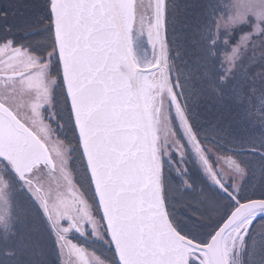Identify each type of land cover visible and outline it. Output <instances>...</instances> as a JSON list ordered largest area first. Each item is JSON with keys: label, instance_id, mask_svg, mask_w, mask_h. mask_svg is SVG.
<instances>
[{"label": "snow or ice", "instance_id": "6c2138e0", "mask_svg": "<svg viewBox=\"0 0 264 264\" xmlns=\"http://www.w3.org/2000/svg\"><path fill=\"white\" fill-rule=\"evenodd\" d=\"M47 6L52 38L45 55L14 46L11 38L0 40V168H10L36 201L54 233L61 264H104L92 254L84 261L86 251L69 238L74 231L83 235L85 224L94 236L108 237L118 264H243L245 238L255 218L264 215V198L241 199L249 171L231 154L237 149L225 144L230 126L220 128L200 109L206 102L222 103V88L238 68L247 73L264 58V0H230L210 30H198L199 40L191 41L199 45L198 54L182 60L183 67L172 58L168 0H48ZM6 21L7 13H0V29L11 32ZM133 32L147 37V63L133 54ZM245 57L248 63L242 64ZM53 63L64 82L69 120L101 221L73 180L69 162L76 145L62 139L50 122L57 119L51 111L57 83L50 75ZM247 79V92L227 99L239 109L236 123L264 129V61ZM173 118L209 181L232 202L206 242L170 219L162 160L172 153L181 160L186 155ZM220 145L227 151L218 150ZM246 150L264 157V148ZM183 186L192 187L187 179ZM7 188L0 177L4 204ZM0 227L9 228L2 216ZM259 232L264 234V223Z\"/></svg>", "mask_w": 264, "mask_h": 264}, {"label": "rangeland", "instance_id": "374dc122", "mask_svg": "<svg viewBox=\"0 0 264 264\" xmlns=\"http://www.w3.org/2000/svg\"><path fill=\"white\" fill-rule=\"evenodd\" d=\"M229 2L230 0H168V37L170 46L173 49L172 58L176 60L179 67H183L182 60L188 59L191 61L198 54L196 49L199 45L191 43L193 40H199L198 30L204 28L210 30L214 25L215 17L225 11ZM47 5L48 0H0V13H7L6 23L12 28L11 32H5L0 29V40L6 37L18 40V42L30 45L35 54L45 55L52 38L49 27H46L50 22L46 11ZM174 21L179 23L176 24ZM28 33H31V35L22 39ZM209 39H211L210 32ZM177 51L182 53L179 58L175 57ZM262 61H264V58H258V62L252 68H249L247 73L238 68L237 72L234 73V78L230 79L228 84L222 88L225 96L224 101L220 104L206 102L200 109L202 112L207 111L214 120H218L220 128L223 129L230 126V132L225 144L237 149L235 150L237 158L242 161L249 172L252 171L255 174L256 182L254 187L251 185L244 186L247 180L246 177L241 184V199L245 200L248 198H264V172L261 171V169H264V158L259 156V153H251L246 150L248 147L264 148V129L259 125H252L248 122L236 123L235 120L239 109L227 97L233 96L235 92H247L248 87H250L247 77L261 67ZM247 63L248 57H245L242 64ZM50 72L58 74V68L55 63L50 68ZM55 109L62 112L60 117L64 118L65 123H68L67 112H65L68 108L61 89H57L53 95L51 111L54 112ZM46 111L49 113V109ZM54 113L57 116L58 113L56 111ZM253 119L258 124L260 120L259 114L257 113ZM51 121L55 123L56 120ZM53 128L56 129L57 134L62 139L75 145V139L72 141L67 138L64 135L65 130L63 128L61 129L56 123L55 125L53 124ZM160 129L161 136L164 139L167 138V132L166 134L164 133L166 131L164 127L161 126ZM200 130L201 127L198 125L197 131ZM221 148L223 151H227V148H224L223 145H221ZM70 155L69 167L73 174L74 183L79 187L86 202L89 204L93 217L101 221L98 208L96 204L95 206L93 205L91 185L84 170L85 165L78 144L72 149ZM169 162L168 156L162 160V163ZM182 168H184V165ZM175 179H178V177ZM187 179L192 185L190 189L177 182L175 183V194L168 192V202L172 200L174 203V205H170L174 207H172L171 217L173 222L179 225L182 232L201 242H206L215 225L220 222L231 208L232 202L219 192L216 193L212 190L209 192L196 176L190 175ZM6 182L8 188L5 192H15L11 183ZM25 200L26 198L23 195L16 194L15 196L12 195L5 205L0 202V216L8 221L15 217H20L21 220L24 216L28 218L29 215L34 213ZM14 227L15 229L9 227L7 231L0 227V264H61L58 248H55L51 236L44 234L46 232L44 228L34 225L22 229L16 222H14ZM85 228L86 231L83 235L75 231L70 234L72 242L80 247L83 246L86 251L84 261L87 260L89 262L91 254L94 255L93 253H96L111 263L114 262L110 250L106 247V243L99 244L96 241L95 238L98 237L93 235L88 224H85ZM22 230L25 231V235L18 233ZM13 245L15 256L7 255L6 253H12L10 249ZM248 259L250 264H264V235L260 237L259 241L251 244Z\"/></svg>", "mask_w": 264, "mask_h": 264}, {"label": "water", "instance_id": "95a60500", "mask_svg": "<svg viewBox=\"0 0 264 264\" xmlns=\"http://www.w3.org/2000/svg\"><path fill=\"white\" fill-rule=\"evenodd\" d=\"M133 36H132L133 42L135 43V49H136V53H137L138 57L142 61H145V62L149 61L151 58V49H150V45L148 43L146 35H142V34H139L137 32H134ZM131 43H132V38H131ZM132 49H133V43H132ZM133 54H134V52H133ZM93 188H94V186H93ZM262 216H264V215H258L255 218V220L262 217ZM116 257H117V255H116Z\"/></svg>", "mask_w": 264, "mask_h": 264}, {"label": "flooded vegetation", "instance_id": "af4514ba", "mask_svg": "<svg viewBox=\"0 0 264 264\" xmlns=\"http://www.w3.org/2000/svg\"><path fill=\"white\" fill-rule=\"evenodd\" d=\"M13 41H14V46H19V44L17 43V40H14V39H13ZM60 114L62 115V112L59 110V111H58V116H59ZM67 119H68V123H65V122H64V118L59 119V121H60L61 123H63L64 127H67V126H70V127H71V121L69 120L68 116H67ZM64 127H63V128H64ZM65 134H66V133H65ZM66 136L71 137L72 135H70V134H66ZM10 173H11V172H10L9 169L5 170V169H3V168H0V177H3L6 181L10 182V183L13 185V178L11 177V174H10Z\"/></svg>", "mask_w": 264, "mask_h": 264}, {"label": "trees", "instance_id": "16d2710c", "mask_svg": "<svg viewBox=\"0 0 264 264\" xmlns=\"http://www.w3.org/2000/svg\"><path fill=\"white\" fill-rule=\"evenodd\" d=\"M255 174L252 172V177H250L247 181V186H255ZM172 204L174 205V203L172 202ZM173 207V206H172ZM174 208V207H173ZM261 235H264V234H261Z\"/></svg>", "mask_w": 264, "mask_h": 264}, {"label": "bare ground", "instance_id": "6f19581e", "mask_svg": "<svg viewBox=\"0 0 264 264\" xmlns=\"http://www.w3.org/2000/svg\"><path fill=\"white\" fill-rule=\"evenodd\" d=\"M213 16H215V15H213Z\"/></svg>", "mask_w": 264, "mask_h": 264}]
</instances>
